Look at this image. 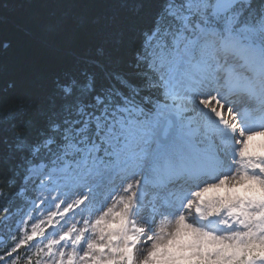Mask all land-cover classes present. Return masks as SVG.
Listing matches in <instances>:
<instances>
[{"label":"snow or ice","instance_id":"snow-or-ice-1","mask_svg":"<svg viewBox=\"0 0 264 264\" xmlns=\"http://www.w3.org/2000/svg\"><path fill=\"white\" fill-rule=\"evenodd\" d=\"M0 264H264V0H0Z\"/></svg>","mask_w":264,"mask_h":264}]
</instances>
